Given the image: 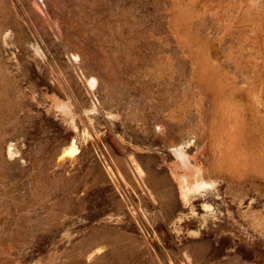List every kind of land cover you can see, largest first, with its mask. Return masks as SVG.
Segmentation results:
<instances>
[{"label": "rangeland", "instance_id": "374dc122", "mask_svg": "<svg viewBox=\"0 0 264 264\" xmlns=\"http://www.w3.org/2000/svg\"><path fill=\"white\" fill-rule=\"evenodd\" d=\"M0 264H264V0H0Z\"/></svg>", "mask_w": 264, "mask_h": 264}]
</instances>
